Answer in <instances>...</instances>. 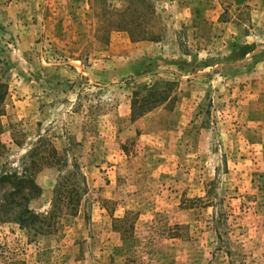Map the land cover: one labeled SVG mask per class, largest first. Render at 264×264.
<instances>
[{"label":"rangeland","instance_id":"374dc122","mask_svg":"<svg viewBox=\"0 0 264 264\" xmlns=\"http://www.w3.org/2000/svg\"><path fill=\"white\" fill-rule=\"evenodd\" d=\"M0 218V264H264V0H0Z\"/></svg>","mask_w":264,"mask_h":264},{"label":"trees","instance_id":"16d2710c","mask_svg":"<svg viewBox=\"0 0 264 264\" xmlns=\"http://www.w3.org/2000/svg\"><path fill=\"white\" fill-rule=\"evenodd\" d=\"M2 179H3V182L7 180L6 177H3ZM32 188H33V187H32ZM33 190H34V188H33ZM2 219H3V218H2ZM0 220H1V218H0ZM7 221H8V220H7Z\"/></svg>","mask_w":264,"mask_h":264}]
</instances>
